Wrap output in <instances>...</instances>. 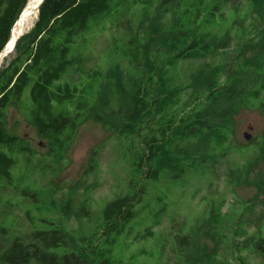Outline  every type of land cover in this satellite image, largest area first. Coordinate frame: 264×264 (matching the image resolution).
I'll list each match as a JSON object with an SVG mask.
<instances>
[{"label":"trees","instance_id":"1","mask_svg":"<svg viewBox=\"0 0 264 264\" xmlns=\"http://www.w3.org/2000/svg\"><path fill=\"white\" fill-rule=\"evenodd\" d=\"M28 1L0 0V52ZM231 1L160 0L158 15L149 16L143 32L137 33L131 24L125 26L124 19L134 7L152 5L151 0H44L33 26L0 64V203L21 181L14 173L21 155L28 159L35 155L27 139L9 128V112L19 106L46 141V156L55 175L62 172L80 127L93 118L132 142L139 178L130 180L134 191L106 204L105 223L97 226L94 242L80 244L67 228L57 225L24 231L0 252V264H129L113 255L114 244L120 235L131 233L142 217L139 204L148 194L147 182L157 183L162 173L176 178L204 173L211 168L207 162L233 149L237 104L260 96L264 80L259 86L253 84L259 75L232 72L221 80L213 72L208 84L200 82L208 88L205 106L181 114L175 110L195 78L181 81L180 64L203 58L231 41L234 24L226 27ZM248 1L264 18V0ZM106 22L126 27L130 35L121 39V48L110 51L103 69L97 63L92 66L93 57L79 43ZM224 34L227 41L221 42ZM254 39L251 36L247 45ZM27 87L30 95L24 103ZM260 106L264 111V102ZM30 190L27 187L26 192ZM216 213L209 218L211 229L218 228ZM159 224L160 218L148 226L147 234H154L152 227ZM245 231L238 230L246 237L232 244L234 264H252L241 255L245 248L264 259L262 231L249 235ZM198 247L191 241L177 252L191 264H215L218 250L198 251Z\"/></svg>","mask_w":264,"mask_h":264},{"label":"rangeland","instance_id":"2","mask_svg":"<svg viewBox=\"0 0 264 264\" xmlns=\"http://www.w3.org/2000/svg\"><path fill=\"white\" fill-rule=\"evenodd\" d=\"M151 2L152 5L134 7L131 16L124 19L125 26L131 24L137 33H142L148 17L158 15L160 0ZM256 10L248 0H232L226 7V27L232 23L235 29L231 41L225 39V34L220 35V41H227L226 45L203 58L180 64L177 71L181 81L189 83L193 76L195 78L175 107L179 114L205 106L208 88L200 82L208 84L213 72L221 80L228 79L232 72L245 77L257 74L260 77L253 84L259 86L262 83L264 32L260 33V29H264V18L259 17ZM170 16L168 13L167 17ZM36 18V14L30 18L24 33L33 26ZM96 32L79 44L88 56L93 57L92 66L97 63L104 69L109 63L110 51L121 48V39L130 33L126 27L112 26L110 22ZM251 36L255 37L254 43L247 45ZM29 95L30 87H27L24 103ZM262 102L264 90L259 97H250L237 104L232 135L234 147L227 154L207 162L210 169L178 178L162 173L157 183L150 185L147 182L148 194L139 204L142 217L135 221L131 233L118 237L114 244L115 257L123 258L129 264H191L177 251L179 246L193 241L199 244L198 251L205 247L218 250L215 264H234L230 253L232 244L235 239L246 237L238 230H246L248 235L261 230L264 236ZM9 113L10 130L25 137L35 155L31 159L21 155L14 168L21 181L17 182V188H10V193L0 203V252L24 231L46 230L55 225L67 228L80 244L94 242L97 226L105 223L102 211L106 204L134 191L129 185L130 180L139 178L133 165L132 142L91 118L80 127L67 150L62 172L55 175L46 156V141L26 120L25 109L19 106ZM245 131L253 134L251 140L244 138ZM27 187L32 190L26 192ZM214 210H217L218 228L211 229L209 218ZM158 218L160 224L152 227L154 234H147L148 226ZM82 237L90 241H83ZM179 237L185 239L179 241ZM241 255L252 264H264V259L248 248L243 249Z\"/></svg>","mask_w":264,"mask_h":264},{"label":"bare ground","instance_id":"3","mask_svg":"<svg viewBox=\"0 0 264 264\" xmlns=\"http://www.w3.org/2000/svg\"><path fill=\"white\" fill-rule=\"evenodd\" d=\"M39 2H40V0H29L28 1L27 5L23 11L22 16L17 21L16 25L13 27L12 36H11L12 38L9 41L7 49L13 47L18 36H20L22 33H24V31L26 30V28L29 25L30 18L36 14L35 8Z\"/></svg>","mask_w":264,"mask_h":264},{"label":"water","instance_id":"4","mask_svg":"<svg viewBox=\"0 0 264 264\" xmlns=\"http://www.w3.org/2000/svg\"><path fill=\"white\" fill-rule=\"evenodd\" d=\"M43 2H44V0H40V2L38 3V5L36 6V8H35V10H36V16L38 15V12H39L40 7H41V5L43 4ZM25 7H26V6H25ZM24 9H25V8H24ZM24 9H23V11H24ZM23 11L21 12V14H20L18 20H19L20 17L22 16ZM18 20H17V21H18ZM17 21H16V23H17ZM16 23H15V25H16ZM15 25H14V26H15ZM12 30H13V28H12ZM12 30H11V36H12ZM22 34H23V33H22ZM22 34H21V35H22ZM21 35H20V36H21ZM11 36H10V38H9V40H8V42H7V44H6L5 47L3 48V50L0 52V64H1V62L3 61V59H4L6 56H8L9 54H11V53L13 52L14 47H15V45H16V42H17L18 38L20 37V36H18V38H17V40L15 41L13 47L7 49V46H8V44H9V41H10L11 38H12ZM244 138L247 139V140H251V139L253 138V134H252L251 132H249V131H245V132H244Z\"/></svg>","mask_w":264,"mask_h":264}]
</instances>
